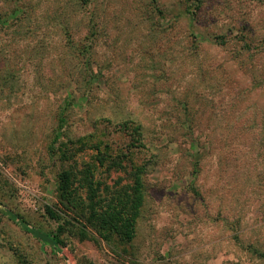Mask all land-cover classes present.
<instances>
[{
  "label": "rangeland",
  "instance_id": "rangeland-1",
  "mask_svg": "<svg viewBox=\"0 0 264 264\" xmlns=\"http://www.w3.org/2000/svg\"><path fill=\"white\" fill-rule=\"evenodd\" d=\"M81 1L0 0L4 17L18 10L0 26V264H264V0ZM88 9L103 76L67 113L68 135L130 155L115 124L144 126L147 148L132 153L149 164L148 195L128 244L79 231L50 153L83 70L76 48L92 39ZM94 153L76 157L79 169ZM96 176L110 186L125 177ZM48 206L65 222L59 252L47 243L59 225Z\"/></svg>",
  "mask_w": 264,
  "mask_h": 264
},
{
  "label": "trees",
  "instance_id": "trees-1",
  "mask_svg": "<svg viewBox=\"0 0 264 264\" xmlns=\"http://www.w3.org/2000/svg\"><path fill=\"white\" fill-rule=\"evenodd\" d=\"M89 1H81L83 7L88 8L87 6L91 3V0ZM196 2L201 5L200 0H196ZM197 7V10L201 9L199 5ZM186 10L187 14L185 12L184 15L189 20L190 33L196 38L194 25L196 12L188 8ZM88 12L91 14L89 22L93 23L90 29L92 39L76 48L78 55L83 59V64L80 65L83 66V70L81 69V78L76 80L75 87L69 85V93L65 99L66 104L60 108L57 116V127L50 146V153L64 166L59 173L57 182L59 203L64 211H70L76 217L81 218H79L81 224L79 231L85 235L94 232L93 234L108 243L113 240L128 244L136 236L137 223L142 216L148 195L149 164L147 162L138 163L132 153V150L147 148L144 126L132 116L115 124L116 131L129 137L130 155L120 153L113 156L108 143L97 138L94 134L74 138L68 135L67 113L76 106L83 107V103L86 101L88 103L89 95L93 92V88L98 86L97 82L103 76L102 69L95 67V54L97 53L95 41L98 34L97 11L88 9ZM17 15L18 10H14L9 17L0 14V26H8L10 18H15ZM218 39L221 37L216 38V40ZM220 44H224V42ZM80 85L85 93L82 95L85 99L83 101L80 98L76 99L73 94ZM101 122V120H94L93 125L99 126ZM86 150L95 153L89 161L83 162L82 168L79 169L76 157ZM197 154L199 155V153ZM199 162L200 159L196 161L195 166ZM101 168L106 171L107 177L112 172H123L125 177H120L115 185L110 186L105 182L106 180L97 179V172ZM190 189L195 195L200 196V192L195 186L191 185ZM106 194L109 199L105 196ZM46 212L51 219L58 221L59 224L57 229L49 237H46L53 252H59L64 246L61 237L64 233L65 222L64 224L60 223L62 217L53 207L48 206Z\"/></svg>",
  "mask_w": 264,
  "mask_h": 264
}]
</instances>
